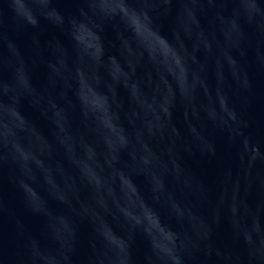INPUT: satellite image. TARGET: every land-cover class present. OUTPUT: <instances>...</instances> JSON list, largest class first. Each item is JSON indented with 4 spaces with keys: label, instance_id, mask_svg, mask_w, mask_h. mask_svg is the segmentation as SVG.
I'll list each match as a JSON object with an SVG mask.
<instances>
[{
    "label": "water",
    "instance_id": "obj_1",
    "mask_svg": "<svg viewBox=\"0 0 264 264\" xmlns=\"http://www.w3.org/2000/svg\"><path fill=\"white\" fill-rule=\"evenodd\" d=\"M0 264H264V0H0Z\"/></svg>",
    "mask_w": 264,
    "mask_h": 264
}]
</instances>
